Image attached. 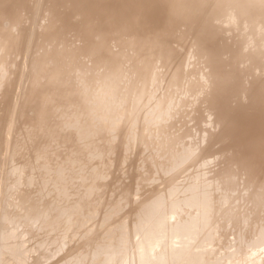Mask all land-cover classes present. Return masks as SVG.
Instances as JSON below:
<instances>
[{
  "label": "bare ground",
  "instance_id": "1",
  "mask_svg": "<svg viewBox=\"0 0 264 264\" xmlns=\"http://www.w3.org/2000/svg\"><path fill=\"white\" fill-rule=\"evenodd\" d=\"M0 264H264V0H0Z\"/></svg>",
  "mask_w": 264,
  "mask_h": 264
},
{
  "label": "snow or ice",
  "instance_id": "2",
  "mask_svg": "<svg viewBox=\"0 0 264 264\" xmlns=\"http://www.w3.org/2000/svg\"><path fill=\"white\" fill-rule=\"evenodd\" d=\"M140 19H141V22H142V20H143V17H141Z\"/></svg>",
  "mask_w": 264,
  "mask_h": 264
}]
</instances>
